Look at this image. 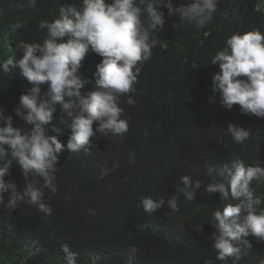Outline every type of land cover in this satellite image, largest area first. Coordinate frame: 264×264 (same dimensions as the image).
I'll return each mask as SVG.
<instances>
[{
	"label": "trees",
	"instance_id": "trees-1",
	"mask_svg": "<svg viewBox=\"0 0 264 264\" xmlns=\"http://www.w3.org/2000/svg\"><path fill=\"white\" fill-rule=\"evenodd\" d=\"M172 2L179 7L191 0ZM25 4L26 0H0V64L22 58L19 43H42L47 30L39 28L40 22H54L61 7H81L82 0H37L35 9ZM160 10L166 23L153 35L166 47L157 44L143 65L136 91L131 93L135 103L129 105L127 95L120 97L128 132L122 139L97 133L86 151L60 154L55 173L58 190L55 194L44 190L51 216L23 203L14 212L0 205V264H66L64 244L78 254L77 264H233L232 258L216 259L212 240L216 230L210 224L216 210L238 203L230 188L227 200L219 193H206L203 187L192 202L181 196L179 212L165 204L148 215L137 205L141 196L167 201L184 175L210 183L204 175L205 162L240 160L246 167H264V118L242 114L239 105L231 110L221 106L220 94L213 92V77L220 68L211 63L233 34L254 30L264 34V0H217L212 22L203 28L187 21L183 25L179 16H168L166 7ZM16 23L23 27L13 31ZM101 61L91 50L82 61L79 75L89 82L82 94L97 90L94 73ZM31 86L18 67L0 71V111L13 117L14 127L26 131L31 126L15 115V109ZM70 123L57 105L48 134L59 133L66 147ZM229 124L248 130L249 138L234 143L227 132ZM117 164L114 172L101 175L102 168ZM5 180L18 190L26 186L15 162ZM253 187L264 199V183L253 182ZM259 207L264 208V203ZM247 239L252 247L238 264H260L264 241L257 242L251 235Z\"/></svg>",
	"mask_w": 264,
	"mask_h": 264
},
{
	"label": "clouds",
	"instance_id": "clouds-1",
	"mask_svg": "<svg viewBox=\"0 0 264 264\" xmlns=\"http://www.w3.org/2000/svg\"><path fill=\"white\" fill-rule=\"evenodd\" d=\"M36 4L37 0H26L24 7L35 9ZM162 7L167 8L169 17L179 16L183 25L187 21L203 28L212 22L217 0H191L187 6L179 7H174L172 0H111L110 3L82 0L81 7H61L54 22H40L39 28L47 30L42 43L21 42L17 48L22 50V58L13 57L0 64L3 72H9L10 66L18 67L32 85L27 94L20 96L15 109V115L31 126L30 131L14 127L13 117H6L0 111L3 124L0 126V205L14 212L23 203L51 216L52 208L45 202L44 190L52 194L58 190L55 173L60 154L65 150L86 151L92 147V138L97 133L124 137L129 124L122 118L120 97L127 95V103H135L131 93L136 91L134 84L143 65L151 59L157 44L166 47L153 35L163 30L166 23ZM22 27L21 23L12 25L13 31ZM65 37L66 42H58ZM90 50L102 57V61L94 73L97 90L85 95L82 90L89 82L82 79L79 69ZM211 63L220 68L213 77V92L220 94L221 106L231 110L239 105L242 114L264 118V34L259 30L233 34L227 39V47L216 52ZM45 86L46 91H42ZM57 105L71 121L72 134L66 147L59 133L48 134ZM227 132L236 144H243L250 136L248 130L233 124L228 125ZM14 162L26 180L22 190L5 180ZM118 166L102 168L101 175L114 172ZM203 169L210 183L184 175L180 177L176 194L167 201L162 197L154 200L141 196L137 206L148 215L165 204L173 212H179L181 196L192 202L203 187L206 193H219L227 200L230 188L231 197L238 203L216 210L210 224L216 230L212 236L218 253L216 259L232 258L233 264H238L252 247L247 237L264 241V208L259 207L264 199L256 195L253 187V182L264 183V167H246L242 161L233 160L222 164L205 162ZM193 171L199 174L195 166ZM6 193L10 195L5 203ZM89 211L94 214V210ZM62 251L66 254V264H77L78 254L67 244L62 246Z\"/></svg>",
	"mask_w": 264,
	"mask_h": 264
}]
</instances>
